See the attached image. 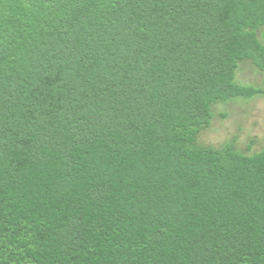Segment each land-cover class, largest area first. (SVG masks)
<instances>
[{"label":"trees","instance_id":"trees-1","mask_svg":"<svg viewBox=\"0 0 264 264\" xmlns=\"http://www.w3.org/2000/svg\"><path fill=\"white\" fill-rule=\"evenodd\" d=\"M243 63L264 0H0V264H264V149L199 143Z\"/></svg>","mask_w":264,"mask_h":264},{"label":"rangeland","instance_id":"rangeland-1","mask_svg":"<svg viewBox=\"0 0 264 264\" xmlns=\"http://www.w3.org/2000/svg\"><path fill=\"white\" fill-rule=\"evenodd\" d=\"M237 81L264 89V73L249 63L241 64ZM230 141H235L237 148L243 151H247L252 141L256 142L252 146L253 152L264 149V95L214 107L212 125L201 133L199 143L219 147Z\"/></svg>","mask_w":264,"mask_h":264}]
</instances>
